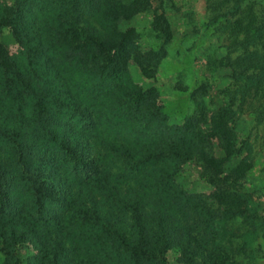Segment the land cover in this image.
Masks as SVG:
<instances>
[{
    "label": "trees",
    "instance_id": "1",
    "mask_svg": "<svg viewBox=\"0 0 264 264\" xmlns=\"http://www.w3.org/2000/svg\"><path fill=\"white\" fill-rule=\"evenodd\" d=\"M154 1L0 0L1 264H170L171 249L182 264H237L247 237L264 240L249 182L264 151V0H206L224 49L208 68L228 82L196 88L181 124L130 71L155 80L174 39L165 13L158 49L125 27ZM189 164L209 193L181 183Z\"/></svg>",
    "mask_w": 264,
    "mask_h": 264
},
{
    "label": "rangeland",
    "instance_id": "2",
    "mask_svg": "<svg viewBox=\"0 0 264 264\" xmlns=\"http://www.w3.org/2000/svg\"><path fill=\"white\" fill-rule=\"evenodd\" d=\"M206 0H156L151 9L134 17L125 27H134L140 33L139 44L145 49H158L162 40L152 31L151 23L156 15L165 13L174 33L173 41L167 46L168 56L162 64L155 80L144 78L135 64L131 65L130 71L134 79L146 87L155 86L159 89L164 111L169 115L174 124H181L185 118L193 115L197 110L196 102L191 93L202 83L228 82L227 72L224 70L211 71L208 63L215 59L218 53L224 52L220 38L216 36L213 27H210L207 13ZM6 44L14 51V40L6 38ZM220 57V55H219ZM211 97V96H210ZM211 105L215 109L221 102L216 96ZM250 121L243 118L238 126L241 139L253 138ZM201 168L198 165L189 164L180 176L184 187L192 192L205 194L212 190V186L201 178ZM251 191L255 193L256 205L250 209L259 212L264 209V151L258 155L257 162L249 174ZM261 205L259 208L257 205ZM255 210V211H257ZM253 213V212H252ZM236 222L232 227L239 232L246 231L245 226ZM243 226V228H242ZM246 239V238H245ZM245 239L237 238L235 247L244 244ZM250 253L235 255L237 264H264V240L257 235L247 237ZM246 239V240H247ZM261 247V248H260ZM252 248V250H251ZM21 259L24 261L29 255L35 253V249H20ZM0 251V264L4 260ZM170 264H182L179 262L178 253L174 250L169 252Z\"/></svg>",
    "mask_w": 264,
    "mask_h": 264
}]
</instances>
